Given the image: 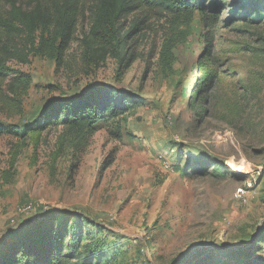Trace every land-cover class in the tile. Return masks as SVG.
I'll return each instance as SVG.
<instances>
[{
	"label": "rangeland",
	"instance_id": "374dc122",
	"mask_svg": "<svg viewBox=\"0 0 264 264\" xmlns=\"http://www.w3.org/2000/svg\"><path fill=\"white\" fill-rule=\"evenodd\" d=\"M8 1L36 3L0 7ZM135 21L128 67L113 58L84 67L87 13L62 66L40 57L8 64L10 78L27 74L31 85L20 116L0 111V127L19 132L0 136V263L52 215L75 227L82 246L97 242L108 264H264V245L254 244L264 234V0H206L203 13L175 24L136 12L119 34ZM101 86L141 105L101 125L83 152L61 127L37 131L48 104Z\"/></svg>",
	"mask_w": 264,
	"mask_h": 264
},
{
	"label": "trees",
	"instance_id": "16d2710c",
	"mask_svg": "<svg viewBox=\"0 0 264 264\" xmlns=\"http://www.w3.org/2000/svg\"><path fill=\"white\" fill-rule=\"evenodd\" d=\"M35 1L31 10L21 9L13 1L7 2V10L0 7V111L9 118L22 114L31 78L19 72L10 78L8 64L16 61L25 65L30 57H40L62 66L79 21L86 13L90 22L80 40L81 62L91 71L107 58L125 62L126 67L133 61L125 41L139 23L133 22L130 31L122 36L117 30L118 23L127 16L143 12L149 17H169L172 24L184 23L194 13L205 11L206 0ZM175 42V38L170 37L162 47L160 61L166 69L173 62L171 51ZM140 105V100L109 86L92 88L74 99L52 102L44 107L37 131L50 126L61 127L68 147L83 152L88 139L101 125L121 121L130 109ZM6 133L17 135L19 132L0 127V136ZM67 227H61L50 215L23 237L17 235L19 240L10 244L0 264H108L104 255L93 249L99 247L97 242L92 240L82 246L76 234L73 235L75 227ZM254 244L262 247L264 234L261 233ZM251 247L248 245L238 252Z\"/></svg>",
	"mask_w": 264,
	"mask_h": 264
},
{
	"label": "built area",
	"instance_id": "2783aa9c",
	"mask_svg": "<svg viewBox=\"0 0 264 264\" xmlns=\"http://www.w3.org/2000/svg\"><path fill=\"white\" fill-rule=\"evenodd\" d=\"M237 194L239 197H243L245 195V191L242 188H239L237 190ZM263 251H264V246H263Z\"/></svg>",
	"mask_w": 264,
	"mask_h": 264
}]
</instances>
